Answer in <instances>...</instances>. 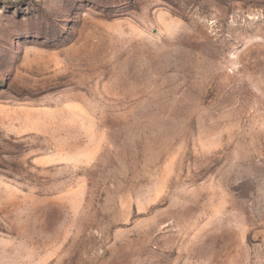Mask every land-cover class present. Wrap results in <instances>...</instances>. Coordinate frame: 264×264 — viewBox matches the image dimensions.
Instances as JSON below:
<instances>
[{"label": "rangeland", "instance_id": "374dc122", "mask_svg": "<svg viewBox=\"0 0 264 264\" xmlns=\"http://www.w3.org/2000/svg\"><path fill=\"white\" fill-rule=\"evenodd\" d=\"M0 264H264V0H0Z\"/></svg>", "mask_w": 264, "mask_h": 264}]
</instances>
